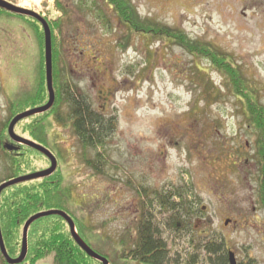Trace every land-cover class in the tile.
<instances>
[{
  "label": "rangeland",
  "instance_id": "rangeland-1",
  "mask_svg": "<svg viewBox=\"0 0 264 264\" xmlns=\"http://www.w3.org/2000/svg\"><path fill=\"white\" fill-rule=\"evenodd\" d=\"M6 1L50 23L56 85L86 99L105 125L109 121L103 145L94 148L82 147L65 125L64 101L57 114L65 123L52 114L45 126L43 147L57 158L58 176L70 194L63 211L74 218L83 241L110 264H138L131 254L139 228L148 226L166 244V264H208L215 256L206 248L212 246L232 250L239 264H264L255 136L227 77L164 39L130 32L101 0H58L65 14L56 0ZM130 1L141 22L174 28L230 55L264 105V0ZM17 22L0 24V139L14 117L30 110L18 107L17 94L30 91L35 98L39 79L36 28L28 24L31 34L21 18ZM44 80L46 88L45 72ZM39 119L21 121L14 133L31 140L24 129ZM21 149L8 152L14 166L0 152V185L13 170L20 177L49 168L43 155ZM37 182L10 187L0 202ZM42 261L37 264H52L50 257Z\"/></svg>",
  "mask_w": 264,
  "mask_h": 264
},
{
  "label": "trees",
  "instance_id": "trees-1",
  "mask_svg": "<svg viewBox=\"0 0 264 264\" xmlns=\"http://www.w3.org/2000/svg\"><path fill=\"white\" fill-rule=\"evenodd\" d=\"M57 3L58 0H56V8L65 14L64 8ZM106 3L113 7L120 22L128 25L130 32H144L148 37L164 39L171 45L183 49L192 58L206 60L217 73L227 77L230 83L229 93H232L242 106L241 111L246 124L255 127L257 131L252 133L255 136V151L252 158L257 163L256 173L258 175V184L261 186L260 190L264 189V105L260 102L257 86L245 79L238 66L229 61L230 55L223 53L212 45L192 40L184 32L162 24L151 21L141 22L129 0H106ZM35 28V39L39 48V62L36 67L39 73V79L36 80L38 89L36 88L35 98L29 97L30 91H23L17 94L18 99L16 101L18 107L22 110L42 107L47 104L48 99L46 88H44L43 33L38 25ZM53 33L54 31L52 30V77L55 100L48 112L36 116L42 119L26 125L24 131L28 133L32 141L46 146L48 144L45 137L47 118L53 114L55 122L63 125L65 120L57 114V108L64 101L69 108L65 125L69 123L68 125L72 127L82 147L94 148L102 146L104 141L103 127L106 129L105 126L109 125V121H106L105 125L104 119L92 114L91 104L86 99L81 96L80 101L72 92L67 93L65 87L61 84L59 87L56 85L59 74L56 68L58 55L54 51L53 41L55 37ZM127 43L128 41H125L124 45ZM196 71L202 73L199 68ZM204 87L209 89L212 86L207 82ZM13 104L10 107L12 108L11 112L13 109L15 110ZM12 114H16V112L13 111ZM108 129L109 127L106 130ZM6 154V157L11 160L10 166H14V158L10 157L8 153ZM18 160L19 162L22 161L20 158ZM18 175L19 173L13 170L7 180L18 177ZM37 181L34 185L30 184L31 187L25 186L15 190L9 198L5 199L4 202H0V219L4 239L7 244L14 242V245H8L10 253L16 252L15 246H19V241L15 237H17L19 230L31 216L43 211L65 210L64 207L70 198L69 192L63 187L61 177L58 176V170L50 177ZM178 196L179 198L181 197L180 194ZM261 197L264 205V190H262ZM42 225H45V227ZM29 237L31 240L29 242V255L33 257H27L26 264H37L48 257L51 258L52 264H89L93 262L75 245L70 237L66 223L60 217L52 216L36 221L31 225ZM206 252L209 255L218 257L213 262L214 264L227 263L222 247H207ZM133 253L136 255L132 258L133 261L140 264H166L167 261L166 244L158 236L157 231L149 229L148 226L143 227L139 231L138 241L135 244Z\"/></svg>",
  "mask_w": 264,
  "mask_h": 264
},
{
  "label": "water",
  "instance_id": "water-1",
  "mask_svg": "<svg viewBox=\"0 0 264 264\" xmlns=\"http://www.w3.org/2000/svg\"><path fill=\"white\" fill-rule=\"evenodd\" d=\"M0 9L10 12L15 15L25 16V17L34 19L37 22H39L43 28L45 79H46V88H47V93H48V102L46 105L42 107H38L32 110L26 111L14 117V119L10 122L8 126V136L14 143L28 147L32 150L39 152L44 157H46L48 161L50 162V167L45 171L34 173L28 176H21L18 178H14L12 180H9L1 184L0 185V196H1L4 190L12 186H16V185H20V184H24V183H28L32 181H37L41 179H46L50 177L57 169V161L55 157L43 146L36 144L30 140L20 138L14 133V128L19 122H21L22 120L31 118L33 116L46 113L47 111L51 109L54 103L55 94L53 90V81H52V46H51V33L49 30V27L47 23L45 22V20L35 12L17 8L1 0H0ZM8 150H12V148L8 147ZM52 216H57L63 219V221L67 224L69 228V234L72 240L88 257H90L91 259L95 261L100 262L101 264H109L107 259L95 253L85 244V242L77 234L73 220L65 212L60 211V210H50L46 212L37 213L36 215L30 217L26 221L23 227V231H22L21 251H20L18 258L16 259H11L10 257H8L5 251L4 245H3L1 232H0V248H1V252L4 255V259L8 264H22L23 263L27 255V234H28V230L30 226L40 219L52 217ZM228 258H229L230 264H236L234 255L232 253L228 255Z\"/></svg>",
  "mask_w": 264,
  "mask_h": 264
},
{
  "label": "flooded vegetation",
  "instance_id": "flooded-vegetation-1",
  "mask_svg": "<svg viewBox=\"0 0 264 264\" xmlns=\"http://www.w3.org/2000/svg\"><path fill=\"white\" fill-rule=\"evenodd\" d=\"M102 2H103V4L105 3L106 4V6H108V8H110V11L113 13L112 15H114V16H116V18L119 20V18H118V15L116 14V12H115V10L113 9V7L110 5H108L107 3H106V0H101ZM130 1V0H129ZM194 1H197V0H191V2H194ZM9 4H12V5H14L13 3H10L9 1H7ZM131 2V1H130ZM93 4V3H92ZM22 19L23 20V22H24V25H23V28L24 29H27L31 34H32V32H31V30H30V26L29 25H34V27H35V25H36V22L34 21V20H32V19H30V18H27V17H25V16H19V15H15V14H11V13H9V12H7V11H4V10H1L0 9V24L2 25V27H4L3 26V24H6V25H10V22H11V20L13 21V22H15V23H17L18 24V22H17V19ZM120 21V20H119ZM29 24V25H28ZM19 25V24H18ZM20 26V25H19ZM22 27V26H21ZM33 27V28H34ZM39 27H40V29L42 30V27L39 25ZM135 33H137V32H135ZM139 35H141V36H143V37H146V34L144 33V32H140V33H138ZM32 38L34 39V36H32ZM2 90H3V86H2V84L0 85V92H2ZM92 114H94V115H96V116H102V115H100V114H98V113H95L94 111H92ZM247 128L249 129V130H252L251 132L252 133H255V132H257L256 131V128L255 127H252V126H248L247 125ZM7 145H11V142L8 140V141H5L4 139H0V152L2 153V155H3V148H4V146H7ZM256 167H257V165H256ZM256 171H257V169H256ZM258 182V181H257ZM260 188H261V186H260V184H258L257 185V196H256V206H255V208L256 209H258V211L257 212H259V213H262L263 215H264V205L262 204V197H261V193H262V190H264V189H261L260 190ZM262 219H264V217L262 218ZM229 223H231V219H226L225 220V222H224V225H229ZM232 224H234L233 222H232ZM0 225H1V223H0ZM235 226V225H234ZM142 230V228H139V231H141ZM1 234H2V238H3V242H4V245H5V248H6V251H7V253L9 254V256L12 258V259H15V258H17L18 256H19V252H20V246L21 245H19V246H16V252L14 253H10L9 251H8V246L6 245V241H5V239H4V233H3V231H2V228H1ZM138 241V237H137V240H136V242ZM222 249H224V247H222ZM227 251L225 252L224 250H223V254L226 256V258H227V263L226 264H230L229 263V260H228V255L230 254V253H232L233 255H234V258H235V260H237L236 259V255H235V253L232 251V250H229V249H226ZM134 251V250H133ZM133 251H132V257H135L136 255H134V253H133ZM29 252H30V248L28 247V253H27V257H33L32 255L30 256L29 255ZM210 258V259H209ZM208 258V264H214L213 262L218 258V257H209ZM237 262V261H236ZM0 264H7L6 262H5V260H4V258H3V253L1 252V248H0ZM24 264H26V262L24 263ZM237 264H239L238 262H237ZM247 264H255V263H250L249 261L247 262Z\"/></svg>",
  "mask_w": 264,
  "mask_h": 264
},
{
  "label": "bare ground",
  "instance_id": "bare-ground-1",
  "mask_svg": "<svg viewBox=\"0 0 264 264\" xmlns=\"http://www.w3.org/2000/svg\"><path fill=\"white\" fill-rule=\"evenodd\" d=\"M33 1L35 4H38L40 0H31Z\"/></svg>",
  "mask_w": 264,
  "mask_h": 264
}]
</instances>
